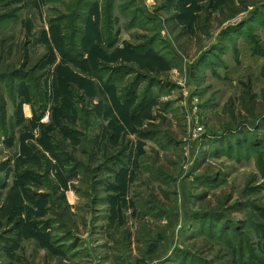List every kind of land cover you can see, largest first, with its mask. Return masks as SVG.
I'll list each match as a JSON object with an SVG mask.
<instances>
[{"label":"rangeland","instance_id":"rangeland-1","mask_svg":"<svg viewBox=\"0 0 264 264\" xmlns=\"http://www.w3.org/2000/svg\"><path fill=\"white\" fill-rule=\"evenodd\" d=\"M241 6L0 0V264H264Z\"/></svg>","mask_w":264,"mask_h":264},{"label":"trees","instance_id":"trees-1","mask_svg":"<svg viewBox=\"0 0 264 264\" xmlns=\"http://www.w3.org/2000/svg\"><path fill=\"white\" fill-rule=\"evenodd\" d=\"M237 1L239 4H242L243 6H241V8H238V10L235 11V14L246 12L249 7H252L253 9L251 12V17H252L251 19H256L257 15H259L261 11H264V0H237ZM223 13L224 12L222 11V14ZM262 75L264 78V71ZM240 103L243 110H246L251 114L258 109L264 110V86L261 95L258 96L253 90L251 81L242 84ZM261 162L262 161L258 159V167L261 165ZM262 173L264 175L263 167H262Z\"/></svg>","mask_w":264,"mask_h":264}]
</instances>
